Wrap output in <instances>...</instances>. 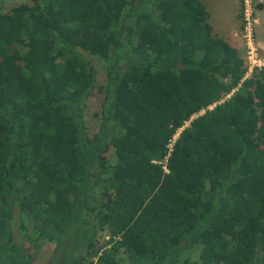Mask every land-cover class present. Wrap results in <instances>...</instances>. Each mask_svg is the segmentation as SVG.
Masks as SVG:
<instances>
[{"label": "trees", "instance_id": "trees-1", "mask_svg": "<svg viewBox=\"0 0 264 264\" xmlns=\"http://www.w3.org/2000/svg\"><path fill=\"white\" fill-rule=\"evenodd\" d=\"M247 69L201 0L0 11V264L44 239L46 264H264V67Z\"/></svg>", "mask_w": 264, "mask_h": 264}, {"label": "rangeland", "instance_id": "rangeland-1", "mask_svg": "<svg viewBox=\"0 0 264 264\" xmlns=\"http://www.w3.org/2000/svg\"><path fill=\"white\" fill-rule=\"evenodd\" d=\"M208 11V22L212 26L213 34L224 38L232 46L236 47L242 55L248 60L250 49L247 45L245 28H252L253 45L259 58L264 56V0H201ZM33 0H0V11L8 12L11 8L17 7L26 9L32 5ZM247 17V18H246ZM143 43L149 44L152 48L158 49L159 41L151 39L145 35ZM21 47V46H20ZM25 48L21 47L15 54L16 67L12 70L13 76L19 81L22 78L21 67L24 64L21 52ZM97 70L98 80L96 87L87 99L85 110V121L90 134L97 131L99 125L100 105L103 101V93L97 89V86L104 82V67L101 60L97 57L89 56ZM212 107V106H211ZM210 107V108H211ZM202 113V112H200ZM188 125V123H186ZM179 131L177 132V134ZM113 160V157H111ZM14 234L21 237L22 232L19 229V219L13 221ZM106 233L100 232L97 236L98 244L106 240ZM53 250V244L47 240H42L39 248L35 250L34 261L32 264H46ZM201 247L199 245L190 248L183 253L191 261L198 259Z\"/></svg>", "mask_w": 264, "mask_h": 264}, {"label": "built area", "instance_id": "built-area-1", "mask_svg": "<svg viewBox=\"0 0 264 264\" xmlns=\"http://www.w3.org/2000/svg\"><path fill=\"white\" fill-rule=\"evenodd\" d=\"M245 1L247 2L248 0H245ZM245 31H246L247 45H248V48L250 49V51L248 52L249 53V55H248V69L246 71L245 77H250L254 68L264 67V56L262 58H259L257 55V52H256L255 47L253 45L252 28L247 26L245 28ZM177 136H178V134L176 133L172 137V139L169 140V143L167 145L168 153H167V155L163 161V164H164L163 167H164L165 171H167L166 162L168 160L170 152L172 151L173 143H174Z\"/></svg>", "mask_w": 264, "mask_h": 264}, {"label": "crops", "instance_id": "crops-1", "mask_svg": "<svg viewBox=\"0 0 264 264\" xmlns=\"http://www.w3.org/2000/svg\"><path fill=\"white\" fill-rule=\"evenodd\" d=\"M208 12V11H207ZM209 17V16H208Z\"/></svg>", "mask_w": 264, "mask_h": 264}]
</instances>
